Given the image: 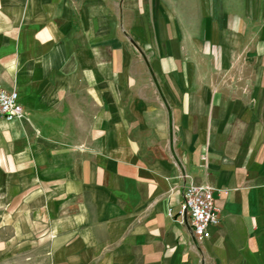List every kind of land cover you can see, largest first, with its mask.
Here are the masks:
<instances>
[{
	"label": "crops",
	"instance_id": "1",
	"mask_svg": "<svg viewBox=\"0 0 264 264\" xmlns=\"http://www.w3.org/2000/svg\"><path fill=\"white\" fill-rule=\"evenodd\" d=\"M0 87L24 264H264V0H0Z\"/></svg>",
	"mask_w": 264,
	"mask_h": 264
},
{
	"label": "built area",
	"instance_id": "2",
	"mask_svg": "<svg viewBox=\"0 0 264 264\" xmlns=\"http://www.w3.org/2000/svg\"><path fill=\"white\" fill-rule=\"evenodd\" d=\"M24 112L15 90L6 91L0 87V119L11 122L24 118ZM187 184L182 190V202L176 223L190 228L197 242L209 239L211 228L220 223L214 189L206 184L198 185L188 175H183Z\"/></svg>",
	"mask_w": 264,
	"mask_h": 264
},
{
	"label": "rangeland",
	"instance_id": "3",
	"mask_svg": "<svg viewBox=\"0 0 264 264\" xmlns=\"http://www.w3.org/2000/svg\"><path fill=\"white\" fill-rule=\"evenodd\" d=\"M24 119L25 115L24 118L19 119L18 121ZM3 163L4 160L0 162V166ZM7 175V173L0 171V264H24V252L16 253L12 250L10 251L11 247L14 248L15 238L20 239L18 237H22L20 242H23L25 221L19 219L16 220L14 218L15 211L19 213L22 209L21 205H17L16 208L15 205H9V196L14 190L8 188ZM10 212H13L11 218H9ZM16 230L19 232H16ZM16 233L18 234V237L15 236Z\"/></svg>",
	"mask_w": 264,
	"mask_h": 264
}]
</instances>
